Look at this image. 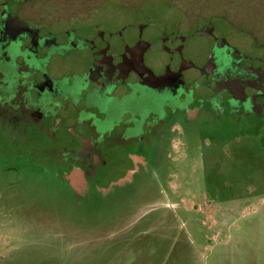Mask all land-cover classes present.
I'll return each instance as SVG.
<instances>
[{
	"label": "rangeland",
	"instance_id": "rangeland-1",
	"mask_svg": "<svg viewBox=\"0 0 264 264\" xmlns=\"http://www.w3.org/2000/svg\"><path fill=\"white\" fill-rule=\"evenodd\" d=\"M83 1L97 6L100 0ZM75 2L56 0L65 7ZM98 7L90 17L98 21L111 12V27L126 37L137 29L124 30L120 22L150 21L144 29L149 58L164 55L162 38L177 31L172 25L183 11L207 16L233 51L264 57V0H130L127 7L102 0ZM177 32L189 35L196 60L212 43L197 31ZM4 118L0 264H264V122L237 123L228 115L189 133L183 126L184 148L179 141L166 152L156 143L139 146L144 161L104 146L90 161V175L75 167L71 152L80 141L69 124L48 119L44 127L18 126ZM183 128L173 131L178 140Z\"/></svg>",
	"mask_w": 264,
	"mask_h": 264
},
{
	"label": "flooded vegetation",
	"instance_id": "flooded-vegetation-1",
	"mask_svg": "<svg viewBox=\"0 0 264 264\" xmlns=\"http://www.w3.org/2000/svg\"><path fill=\"white\" fill-rule=\"evenodd\" d=\"M119 2L127 7L130 0ZM75 3L70 7L57 6L56 0L1 4L0 82L8 88L0 86V109L6 113L0 112V117L18 126L28 122L44 127L48 119L69 124L80 141L71 152L75 167L84 174H93L90 161L104 146L144 161L142 150L136 148L145 150L156 143L166 152L174 149L175 141L180 142L177 148H184L188 133L200 123L228 115L237 123L264 122V65H257L264 57L233 51L207 16L198 14L195 19L183 11V20L172 25L177 31L193 30L212 39L199 60L194 58L198 52L191 51L189 35L177 31L162 38L164 55L149 58L152 44L144 38V29L150 21L120 22L124 30L137 29L126 37L111 27V12L95 21L90 15L98 4ZM84 14L90 21L75 22ZM207 29L210 32H204ZM190 116L194 124L187 126ZM73 125L83 132H76ZM180 126L188 132L183 128V140L173 132ZM94 138L96 142L89 144Z\"/></svg>",
	"mask_w": 264,
	"mask_h": 264
},
{
	"label": "water",
	"instance_id": "water-1",
	"mask_svg": "<svg viewBox=\"0 0 264 264\" xmlns=\"http://www.w3.org/2000/svg\"><path fill=\"white\" fill-rule=\"evenodd\" d=\"M257 65L262 67L264 65V61L259 59L257 61Z\"/></svg>",
	"mask_w": 264,
	"mask_h": 264
}]
</instances>
